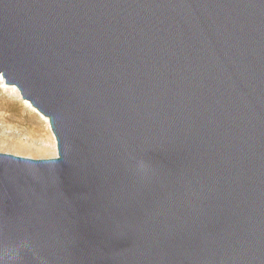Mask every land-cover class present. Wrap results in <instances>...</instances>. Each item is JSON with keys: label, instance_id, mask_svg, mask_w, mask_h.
Returning a JSON list of instances; mask_svg holds the SVG:
<instances>
[{"label": "water", "instance_id": "water-1", "mask_svg": "<svg viewBox=\"0 0 264 264\" xmlns=\"http://www.w3.org/2000/svg\"><path fill=\"white\" fill-rule=\"evenodd\" d=\"M0 74L57 146L0 152V251L264 264V0H0Z\"/></svg>", "mask_w": 264, "mask_h": 264}, {"label": "rangeland", "instance_id": "rangeland-1", "mask_svg": "<svg viewBox=\"0 0 264 264\" xmlns=\"http://www.w3.org/2000/svg\"><path fill=\"white\" fill-rule=\"evenodd\" d=\"M36 111L29 101L22 99L18 90L9 85L1 87L0 80L1 153L34 159L57 156L52 134Z\"/></svg>", "mask_w": 264, "mask_h": 264}, {"label": "clouds", "instance_id": "clouds-1", "mask_svg": "<svg viewBox=\"0 0 264 264\" xmlns=\"http://www.w3.org/2000/svg\"><path fill=\"white\" fill-rule=\"evenodd\" d=\"M135 173L143 176H147L150 171V165L143 159L136 161ZM28 250L32 253L33 257L39 262V264H49V260L46 256L41 254L39 247L33 242L31 237L25 236L22 240L16 243H8L0 251V254L4 257L5 264H17L22 258V250Z\"/></svg>", "mask_w": 264, "mask_h": 264}, {"label": "bare ground", "instance_id": "bare-ground-1", "mask_svg": "<svg viewBox=\"0 0 264 264\" xmlns=\"http://www.w3.org/2000/svg\"><path fill=\"white\" fill-rule=\"evenodd\" d=\"M0 80H1V87H7V85H4V82H3V78H2V76H0ZM11 88H12L13 90H16V91H17L16 87L11 86ZM36 112H38V111H36ZM38 113L40 114L41 118L44 120V122L46 123V126L48 127L50 133L52 134V137L54 138V139L52 138V140H53V142H54V148H55V151H57L56 139H55L54 134H53V132H52V129H51L50 125H49L48 118L45 117V116H43L40 112H38ZM48 133H49V132H48ZM53 154H54V153H53Z\"/></svg>", "mask_w": 264, "mask_h": 264}]
</instances>
